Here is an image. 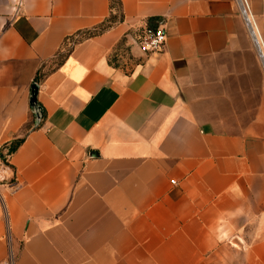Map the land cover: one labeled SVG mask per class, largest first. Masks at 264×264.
<instances>
[{
    "label": "crops",
    "instance_id": "crops-1",
    "mask_svg": "<svg viewBox=\"0 0 264 264\" xmlns=\"http://www.w3.org/2000/svg\"><path fill=\"white\" fill-rule=\"evenodd\" d=\"M120 1L0 0V263L264 264V0Z\"/></svg>",
    "mask_w": 264,
    "mask_h": 264
},
{
    "label": "trees",
    "instance_id": "trees-1",
    "mask_svg": "<svg viewBox=\"0 0 264 264\" xmlns=\"http://www.w3.org/2000/svg\"><path fill=\"white\" fill-rule=\"evenodd\" d=\"M121 20H122L121 1L120 0H109L108 17L95 28L82 31L78 34L85 35L83 36V38L92 37V36L101 34L102 32L108 30L110 27L120 22ZM147 26L151 28H155L157 25L150 23ZM20 143H21V139H15L11 141L9 144L0 147V162L3 165H8L7 163L8 157L16 150V148L19 146Z\"/></svg>",
    "mask_w": 264,
    "mask_h": 264
},
{
    "label": "built area",
    "instance_id": "built-area-1",
    "mask_svg": "<svg viewBox=\"0 0 264 264\" xmlns=\"http://www.w3.org/2000/svg\"><path fill=\"white\" fill-rule=\"evenodd\" d=\"M240 3L239 0H236ZM242 9V7H241ZM242 13L245 14V11L242 10ZM165 41L164 30L157 26L155 28L146 27L144 31L141 32L138 45L141 51L144 53L157 52L160 51ZM15 255L13 253H8L5 261L0 264H14Z\"/></svg>",
    "mask_w": 264,
    "mask_h": 264
},
{
    "label": "water",
    "instance_id": "water-1",
    "mask_svg": "<svg viewBox=\"0 0 264 264\" xmlns=\"http://www.w3.org/2000/svg\"><path fill=\"white\" fill-rule=\"evenodd\" d=\"M260 55L262 56L261 52H260ZM36 92H37V86L32 85L29 102H30V106H31V111L33 112L35 120H36L35 122H38V120L40 118V114H39L40 110H39L38 106L36 105Z\"/></svg>",
    "mask_w": 264,
    "mask_h": 264
},
{
    "label": "rangeland",
    "instance_id": "rangeland-1",
    "mask_svg": "<svg viewBox=\"0 0 264 264\" xmlns=\"http://www.w3.org/2000/svg\"><path fill=\"white\" fill-rule=\"evenodd\" d=\"M83 36H85V35H79V34H78L77 39H75L73 42H75L76 40H80V39H82ZM113 59H114V53H113ZM113 59H112V60H113Z\"/></svg>",
    "mask_w": 264,
    "mask_h": 264
},
{
    "label": "bare ground",
    "instance_id": "bare-ground-1",
    "mask_svg": "<svg viewBox=\"0 0 264 264\" xmlns=\"http://www.w3.org/2000/svg\"><path fill=\"white\" fill-rule=\"evenodd\" d=\"M263 59V58H262ZM263 62H264V59H263Z\"/></svg>",
    "mask_w": 264,
    "mask_h": 264
}]
</instances>
